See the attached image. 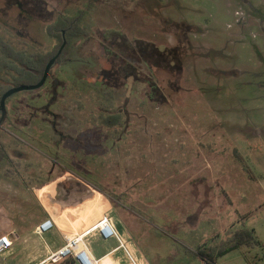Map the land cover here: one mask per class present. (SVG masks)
Masks as SVG:
<instances>
[{
    "label": "rangeland",
    "instance_id": "obj_1",
    "mask_svg": "<svg viewBox=\"0 0 264 264\" xmlns=\"http://www.w3.org/2000/svg\"><path fill=\"white\" fill-rule=\"evenodd\" d=\"M28 1L0 0V39L27 53L56 50L46 26L88 1L93 7L86 36L49 81L6 100L0 150L10 161H0V236L38 224L36 195L47 192L39 184L74 172L56 185L55 198L75 205L99 189L108 213L131 226L146 252L165 256L173 244L175 261L202 264L196 251L215 249L242 224L260 247L230 251L217 264H264V0ZM175 45L182 57L171 52L178 58L168 66L158 51ZM139 49L152 71L135 61ZM106 50L123 61L114 80ZM115 116L114 131L106 121ZM79 178L91 188L85 195L76 194ZM10 239L0 264L37 263L38 238L28 249Z\"/></svg>",
    "mask_w": 264,
    "mask_h": 264
},
{
    "label": "crops",
    "instance_id": "obj_2",
    "mask_svg": "<svg viewBox=\"0 0 264 264\" xmlns=\"http://www.w3.org/2000/svg\"><path fill=\"white\" fill-rule=\"evenodd\" d=\"M52 130L54 131L56 129L53 128ZM68 173H65L63 178L61 179L58 178H56L55 180L50 179L47 183L39 184V187L43 186L45 189H47L45 195L43 196L36 195V198L41 205V210L43 213L42 219L39 221L38 224L34 225V227L27 232L19 231L21 227L19 228V226H16L17 230L13 228L10 234L11 236H9L10 238L13 239L14 244L18 240H21V243L25 245L26 248L28 245H30L31 242L34 243V241H32L31 239L32 235H34V237L40 240L37 246V248L38 247L40 248H38L39 251L37 250L39 255L35 259V262H37L36 264H40L46 258L49 252L55 251L56 249L61 247L65 237H70L84 232L85 230L90 228L94 223H96L100 218H102L104 215H108L111 218L113 225L117 230L121 239H122V235L124 236L125 240L123 239L122 240L125 241L127 244L128 252L130 254L131 259L127 257L126 253L123 250L121 249L116 250L118 245L116 240L114 239L104 240L99 235L92 234L91 236H89L87 240L88 249L93 258L99 259L100 261L105 258L102 262L103 264H162L163 262L165 264H183V262H185V259L183 260L182 258L176 261L174 260V257L176 258L178 254H180V251H178L179 249L178 250L174 249L173 244H171L172 249L165 256L164 255L162 256L158 252H153V251L146 252L143 249H141V247L135 242L133 233L131 231V226L128 223L125 224L124 222H122V220L116 214L110 215L108 213L110 212V210H112V206L110 201L106 199L105 197L106 194L102 193L99 189L97 190V188L91 189L89 187V183H87V181H85L82 178H79V180L82 181V183L85 185L87 189L88 188L91 189L93 194L92 198L90 199L88 197L87 199L79 198V202L76 203L75 205L73 204L70 205L65 201L63 202L58 201L54 195L55 194L54 188L56 187L57 184L63 183V180L68 182L71 181L68 177L69 176ZM52 188L54 193H52L51 191ZM87 189L78 188L77 190H79V193L76 192V194L85 195ZM71 194H73V192H71ZM41 198H45L46 202H43ZM246 217L248 216H243V219H246ZM47 218H51L54 222V229L51 232V236H52L51 240L53 241L51 243L46 242L44 237L40 238L34 232L35 228L43 220ZM178 225L179 224L176 223L175 227ZM91 243L99 244L102 247V251L100 253L96 252L92 248ZM256 247H260V243ZM242 248L250 249L253 247L244 246L239 249ZM195 254L197 255V251ZM106 257H108V259H106ZM198 258L200 259L199 256ZM68 261L73 263L72 260H68ZM214 264H217V262L215 261Z\"/></svg>",
    "mask_w": 264,
    "mask_h": 264
},
{
    "label": "trees",
    "instance_id": "obj_3",
    "mask_svg": "<svg viewBox=\"0 0 264 264\" xmlns=\"http://www.w3.org/2000/svg\"><path fill=\"white\" fill-rule=\"evenodd\" d=\"M40 1L43 2V0ZM28 3H31V1L29 0ZM92 5V2L88 1L87 5L77 10L75 14L68 15L67 13H61L55 20L46 26L45 30L47 36L57 40L59 43L55 48L56 50H58L63 41H65V47L56 60V63H59L61 60L65 61L67 55L73 50L75 43L86 36L88 29L84 24V20L91 11ZM56 50L46 54L27 53L12 48L0 39V80L4 82L2 83L3 85H1L3 89L2 93L20 84L32 85L38 83L43 75L46 64L56 54ZM1 74L4 76L2 77ZM7 75L10 76L9 79L6 78ZM50 75L51 71L47 79ZM114 118V122L112 123L111 120L106 121L108 126L120 125L119 122H116L120 121V116H115ZM4 160L10 161L8 154L2 149L0 150V161ZM243 167L247 174H250L247 171L246 165L243 164ZM250 178L253 177L250 176ZM77 186L86 188L82 182L77 184ZM225 236L226 240L216 245L215 249L205 248L204 252L197 250V255L200 257L203 264H214L217 257H221L241 247H254L259 245L253 230L244 227L242 224L228 229L225 232Z\"/></svg>",
    "mask_w": 264,
    "mask_h": 264
},
{
    "label": "built area",
    "instance_id": "obj_4",
    "mask_svg": "<svg viewBox=\"0 0 264 264\" xmlns=\"http://www.w3.org/2000/svg\"><path fill=\"white\" fill-rule=\"evenodd\" d=\"M53 229V220L47 218L35 228L34 232L37 236L42 238L43 234L50 232ZM92 234L99 235L104 240H116L118 244L116 250H123L127 257L130 258L126 242L119 236L111 218L108 215H104L84 232L65 237L62 246L55 251L49 252L40 264H59L65 260H72L74 264H101L99 259L92 257L88 249L87 240ZM12 246L13 242L8 235L0 236V255L11 250Z\"/></svg>",
    "mask_w": 264,
    "mask_h": 264
},
{
    "label": "flooded vegetation",
    "instance_id": "obj_5",
    "mask_svg": "<svg viewBox=\"0 0 264 264\" xmlns=\"http://www.w3.org/2000/svg\"><path fill=\"white\" fill-rule=\"evenodd\" d=\"M106 40V39H105ZM181 47H183V46H173V48L171 49V50H168V48L167 49H165V50H163L162 52H159L158 51V54H160V55H163V57L164 58H166V61H167V65L168 66H173V60H177V56H174V55H171V52L173 53H177V55H178V53L180 52V49H181ZM74 49V48H73ZM182 50V49H181ZM106 53H107V55L109 56L108 58H113L111 61H110V63H111V66L113 67V69H114V72H113V76H112V78H113V80L117 77V75L119 76V66L121 65V64H123V61L120 63V60H122V58H121V56L117 53V52H115V51H105ZM145 52L146 51H143V53L145 54ZM143 53H142V50L141 49H139V50H134L133 51V55H135V56H137L136 57V59H135V61L136 62H139L141 65V67H142V65H143V67L145 68V70L147 71V70H149V71H152V66L151 65H149V61H148V59H147V56H145V55H143ZM179 55L182 57V53L180 52L179 53ZM176 58V59H175ZM130 61H131V59H129ZM128 60V61H129ZM118 62V63H117ZM118 65H117V64ZM131 64V63H130ZM129 64V65H130ZM131 65H134V64H131ZM139 66V67H140ZM47 81H49V79L48 80H46V82ZM45 82V83H46ZM51 87L52 88H54L55 87V85L58 83V80L56 79V78H54L53 77V80H51ZM50 95L51 96H55V95H57L56 94V91L54 92H50ZM54 114V113H53ZM52 114V115H53ZM54 116H55V118H56V115L54 114ZM5 121H6V119H5ZM56 123V121H54V123L53 124H55ZM119 129V127L118 126H115V127H112V129L115 131L116 129ZM113 131V132H114ZM80 134H82L83 132H82V127H81V129H80V132H79ZM78 133V134H79ZM109 138V137H108ZM107 138V139H108ZM109 140H111L110 138H109ZM119 142V138L117 139V140H113V143L114 144H117ZM70 174H76V173H68V175H70ZM70 176H72V175H70Z\"/></svg>",
    "mask_w": 264,
    "mask_h": 264
},
{
    "label": "water",
    "instance_id": "obj_6",
    "mask_svg": "<svg viewBox=\"0 0 264 264\" xmlns=\"http://www.w3.org/2000/svg\"><path fill=\"white\" fill-rule=\"evenodd\" d=\"M64 47H65V41H63L62 45L60 46L56 54L46 64L44 71H43V75L38 83L32 84V85L20 84L2 93V95L0 96V126L3 123L5 116H6V108H5L6 100L10 97H13L16 93H19L22 91H36L42 88L47 80L49 72L51 71L53 66L56 64V60L58 59Z\"/></svg>",
    "mask_w": 264,
    "mask_h": 264
},
{
    "label": "bare ground",
    "instance_id": "obj_7",
    "mask_svg": "<svg viewBox=\"0 0 264 264\" xmlns=\"http://www.w3.org/2000/svg\"><path fill=\"white\" fill-rule=\"evenodd\" d=\"M122 239L125 240L123 235H122ZM104 259L101 260V264H103L102 262H103ZM106 259H108V257H106Z\"/></svg>",
    "mask_w": 264,
    "mask_h": 264
}]
</instances>
